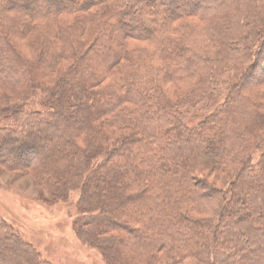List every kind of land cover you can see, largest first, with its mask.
<instances>
[{"label":"trees","instance_id":"trees-1","mask_svg":"<svg viewBox=\"0 0 264 264\" xmlns=\"http://www.w3.org/2000/svg\"><path fill=\"white\" fill-rule=\"evenodd\" d=\"M29 2L0 0V164L79 193L107 264H264V0ZM0 264L51 263L0 220Z\"/></svg>","mask_w":264,"mask_h":264},{"label":"rangeland","instance_id":"rangeland-1","mask_svg":"<svg viewBox=\"0 0 264 264\" xmlns=\"http://www.w3.org/2000/svg\"><path fill=\"white\" fill-rule=\"evenodd\" d=\"M33 4L34 0L29 2L31 6ZM59 78L54 77L50 81L55 83ZM260 95L264 98V91ZM15 102V98L0 89V108ZM1 124H6L4 118H0ZM7 152L4 150V158ZM235 174L231 172L222 182H231ZM212 179L216 181L214 177ZM41 185L38 172L9 170L0 164V220L51 264H107L102 252L85 244L75 231L74 224L81 216L76 206L79 193L71 192L69 199L73 204H66L64 200L53 199Z\"/></svg>","mask_w":264,"mask_h":264}]
</instances>
